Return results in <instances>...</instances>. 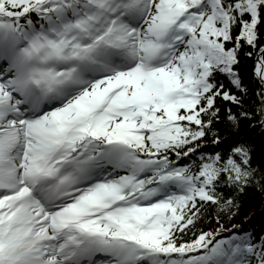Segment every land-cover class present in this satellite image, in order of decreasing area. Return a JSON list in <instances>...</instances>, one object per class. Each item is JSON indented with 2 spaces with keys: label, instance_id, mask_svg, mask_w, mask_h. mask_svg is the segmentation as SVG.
Masks as SVG:
<instances>
[{
  "label": "snow or ice",
  "instance_id": "snow-or-ice-1",
  "mask_svg": "<svg viewBox=\"0 0 264 264\" xmlns=\"http://www.w3.org/2000/svg\"><path fill=\"white\" fill-rule=\"evenodd\" d=\"M248 48L264 96V0H0V264H264L200 229L252 175L198 151Z\"/></svg>",
  "mask_w": 264,
  "mask_h": 264
},
{
  "label": "trees",
  "instance_id": "trees-1",
  "mask_svg": "<svg viewBox=\"0 0 264 264\" xmlns=\"http://www.w3.org/2000/svg\"><path fill=\"white\" fill-rule=\"evenodd\" d=\"M252 52V56L241 54L238 66L239 75L242 78V90H232L228 80L219 79L224 83L226 90L240 99L239 105L227 101H218L220 118L204 139L198 149L204 156H212L219 153L226 156L236 147H243L251 153L252 175L242 191L232 190L220 185L218 193L221 198V207L225 200L234 201L236 207L229 211L227 208L208 206L202 210V222L200 229L203 231L220 232L217 239L228 238L231 235L247 229L255 233L257 237L264 236V96L260 95L261 86L254 74V66L258 53L255 49H245ZM227 109L236 117L237 123L233 124L226 118ZM220 143H214L215 140ZM181 166L195 169L200 163V157L195 159L183 157L177 161ZM188 237H185L187 239Z\"/></svg>",
  "mask_w": 264,
  "mask_h": 264
}]
</instances>
